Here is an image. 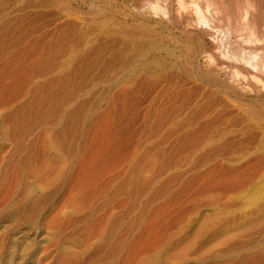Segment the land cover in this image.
<instances>
[{"label":"rangeland","instance_id":"374dc122","mask_svg":"<svg viewBox=\"0 0 264 264\" xmlns=\"http://www.w3.org/2000/svg\"><path fill=\"white\" fill-rule=\"evenodd\" d=\"M177 4L0 0V167L92 211L79 234L0 226V264H264V126L212 54L251 39L219 27L185 59L199 28L167 25Z\"/></svg>","mask_w":264,"mask_h":264},{"label":"bare ground","instance_id":"6f19581e","mask_svg":"<svg viewBox=\"0 0 264 264\" xmlns=\"http://www.w3.org/2000/svg\"><path fill=\"white\" fill-rule=\"evenodd\" d=\"M142 1L148 0H135V3L140 6ZM177 2L176 14L167 21V25L192 24L199 28L193 37L197 40L200 53L192 46H187L182 52L185 59L197 57L204 52L207 38L212 36V31L219 30V27H223L238 38L251 39V43L238 54L240 59L237 62H224L215 51L212 54L218 64L225 63L231 70L229 79L220 80L217 84L226 94L235 96L241 104L246 105L245 111L256 116L257 121L264 126V0H177ZM156 24L163 23L157 21ZM204 76L210 81L218 79L212 69L207 70ZM257 105L259 107H256ZM32 174L33 172L25 168L16 167L9 170L0 167V226L7 232L11 231L21 236L32 235L31 240L42 231L48 233L59 220L66 221L68 225L72 224V230L77 234L85 231L84 225L79 223L87 219L90 221L92 211H88L82 218L73 198L67 199L57 211H51V205L60 200L65 188L56 182L38 185L23 181L24 177ZM8 177L14 180L10 184H6ZM109 222L107 221L103 232L108 231ZM52 235L56 236L58 243L68 240L61 228L54 229ZM102 235L109 238L108 232L102 233L101 237ZM47 236L44 234L40 239ZM120 240L123 243L121 249L124 247L123 236ZM8 241L9 238L1 239L0 247H5ZM73 242H78L76 237ZM74 253L73 250L71 255ZM65 254L67 253L64 251Z\"/></svg>","mask_w":264,"mask_h":264}]
</instances>
